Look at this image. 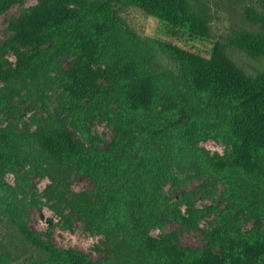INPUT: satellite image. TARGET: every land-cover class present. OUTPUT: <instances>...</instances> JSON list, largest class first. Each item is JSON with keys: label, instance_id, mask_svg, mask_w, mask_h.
<instances>
[{"label": "trees", "instance_id": "trees-1", "mask_svg": "<svg viewBox=\"0 0 264 264\" xmlns=\"http://www.w3.org/2000/svg\"><path fill=\"white\" fill-rule=\"evenodd\" d=\"M128 3L164 23L158 46L174 65H158L151 57L152 42L138 35L121 12ZM205 12L200 0H36L9 19L11 31L0 42V90L8 91L0 95V107L9 104L15 112L11 95L25 88L18 92L25 100L33 93L32 83L45 115L0 125V209L20 235L13 249L0 244V264L20 252L27 254L22 264H264V70L256 76L245 73L218 41L207 48L202 42ZM238 39L264 55V29L244 30ZM8 48L14 62L3 56ZM63 55L69 56L64 67ZM177 84L180 106L170 95ZM54 90L58 103L50 111L47 97ZM160 102L167 115L155 111ZM200 106L231 137L226 159L187 141L199 128L175 127ZM62 110L70 125L60 117ZM96 112L114 125L115 134L104 144L90 130ZM188 153L197 174L235 170L250 177L245 193L234 198L247 210L244 217L254 216L250 226L241 230L217 215L219 227L204 230L203 246L183 245L172 231L149 233L150 226L163 227L166 215L197 224L194 218L202 212L190 206L181 210L160 190L167 178L181 180L175 169L179 161L170 159ZM25 164L18 174L17 166ZM7 169L16 173L13 184L2 178ZM27 170L47 177L42 193L64 222L81 218L103 231L104 256L91 259L80 250L58 247L48 229L42 235L27 222V201L18 196ZM73 172L86 174L92 187L74 189Z\"/></svg>", "mask_w": 264, "mask_h": 264}, {"label": "rangeland", "instance_id": "rangeland-1", "mask_svg": "<svg viewBox=\"0 0 264 264\" xmlns=\"http://www.w3.org/2000/svg\"><path fill=\"white\" fill-rule=\"evenodd\" d=\"M36 0H6L0 5V42L8 35L11 29L8 27L10 18L15 17L23 6L33 3ZM206 10L204 24L207 25L205 36L202 42L206 47H211V43L215 40L221 43L222 51L228 58L239 66L245 73L256 76L260 71L264 70V55L262 53L253 52L247 48L238 39L239 34L244 30L259 31L264 29V0H200ZM122 14L126 17L130 27L140 36L146 37L152 42L153 50L150 55L158 65H174L172 59L160 49L158 41L161 40V28L164 23L161 19L150 13L138 5L128 3V6L122 9ZM184 39L179 40L180 43ZM137 47L135 43L132 44ZM141 51L140 49H138ZM3 56L7 61H15V53L11 48L5 50ZM67 55H63L61 59L62 66L69 63ZM163 80V77L161 78ZM31 93L21 100L18 92H23L25 88L19 89L11 95V102L16 104L15 112L9 111V104L0 107V125L4 124L7 119L19 123L28 121L31 115L42 117L45 115L42 107L39 105L40 100L37 98L36 90L30 83ZM53 85V84H51ZM0 86L2 81L0 80ZM54 87V85H53ZM180 85L177 84L171 90L170 95L175 103L180 106L178 90ZM49 87H45L44 91H50ZM7 90H0V95L7 93ZM36 92V94H35ZM57 91L47 97L50 111H52L57 101ZM198 105H201L198 99H195ZM194 100V104L197 102ZM162 102L157 105L156 112L158 116L167 113L161 110ZM43 111V112H42ZM60 117L64 115V121L69 118L65 111H60ZM212 114L208 110H204L201 106L195 108L192 112L181 118L175 123V127L190 132L191 127L199 128L198 133H189L190 137L187 141L194 147L199 148L203 152L212 155H219L221 159H226L232 145L231 137L219 125L218 121L213 119ZM9 116V117H8ZM8 117V118H7ZM90 130L100 137V144L112 139L115 134L114 125L107 121L106 117L100 113H93L90 119ZM68 123V121L66 120ZM69 124V123H68ZM70 125V124H69ZM33 126V122H30ZM72 127V126H71ZM175 127H172L176 130ZM207 127L208 133L201 134V129ZM75 131H77L75 129ZM139 135V133H138ZM187 142V144L189 143ZM154 144L155 142H151ZM178 160L176 171L181 177L179 182L173 183L170 179H165L160 183V190L169 197V200H177V206L181 210L186 211V207L190 206L195 213H201L195 217V226L185 225L175 218L165 216L163 218V227L159 229L157 226H150L148 231L157 235L161 232L172 231L175 238L183 245L203 246L206 242L204 235L205 229H216L219 227L217 215L229 218L234 221L241 230L246 229L253 223L254 216L244 217L247 210L242 209L234 200L236 193L244 194V187L248 184L250 177L243 172L208 173V170L198 171L191 162L194 158L192 154L176 156L171 160ZM28 167L17 166V173L23 172ZM192 170L195 171L192 174ZM27 172V183L22 191L18 192V196L24 195L27 203L25 213L27 222L39 233L44 235V231L48 229L50 238L58 247H71L80 250L91 259L102 257L107 251V243L104 239L103 231L95 226H87L81 218H71L68 223L48 205L42 193L45 182L48 180L45 175H40L31 170ZM2 178L13 184L16 173L11 170H5ZM71 185L74 189L89 190L92 182L88 176L82 172H73ZM189 204L187 203V200ZM261 223H264V216L261 217ZM20 235L13 227L7 216L0 209V244L13 249L20 244ZM18 251V250H17ZM14 257L9 264H22L21 260L26 257L24 252L14 253ZM21 262V263H20Z\"/></svg>", "mask_w": 264, "mask_h": 264}]
</instances>
